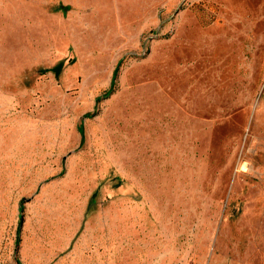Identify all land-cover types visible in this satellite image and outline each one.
Listing matches in <instances>:
<instances>
[{"label":"rangeland","instance_id":"rangeland-1","mask_svg":"<svg viewBox=\"0 0 264 264\" xmlns=\"http://www.w3.org/2000/svg\"><path fill=\"white\" fill-rule=\"evenodd\" d=\"M0 264H264V0H0Z\"/></svg>","mask_w":264,"mask_h":264},{"label":"trees","instance_id":"trees-1","mask_svg":"<svg viewBox=\"0 0 264 264\" xmlns=\"http://www.w3.org/2000/svg\"><path fill=\"white\" fill-rule=\"evenodd\" d=\"M62 64H63V61H60V62H58L56 65L52 66L51 68L45 69V71L58 72L59 69L61 68ZM117 68H118V65L115 67V70H114V72H113V74H112V78H111V82H110V86H109V88H108V89L104 92V94H103L104 97L107 96V95H109V94L111 93L112 89H113L114 77H115V75H116ZM89 115H91V114H90V113H87V114H85L84 116H89ZM78 131H79L80 133H82V131H83L82 123L79 124V126H78ZM82 142H83V138L81 137L80 143H82ZM94 194H95V193H94ZM90 203H91V202H90ZM22 208H23V206H22V203L20 202L19 210H21ZM21 219H22V218H21V216H20V218H19V222H18V228H19V226H20ZM18 228H17V233H18V230H19ZM17 244H18V236H16V240H15V245H17Z\"/></svg>","mask_w":264,"mask_h":264}]
</instances>
